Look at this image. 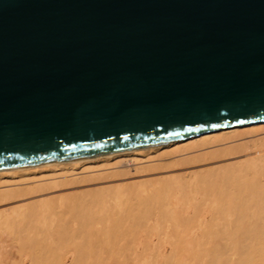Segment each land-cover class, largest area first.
<instances>
[{
	"label": "water",
	"instance_id": "1",
	"mask_svg": "<svg viewBox=\"0 0 264 264\" xmlns=\"http://www.w3.org/2000/svg\"><path fill=\"white\" fill-rule=\"evenodd\" d=\"M264 121V0H0V170Z\"/></svg>",
	"mask_w": 264,
	"mask_h": 264
},
{
	"label": "bare ground",
	"instance_id": "2",
	"mask_svg": "<svg viewBox=\"0 0 264 264\" xmlns=\"http://www.w3.org/2000/svg\"><path fill=\"white\" fill-rule=\"evenodd\" d=\"M262 129L0 170V264H264Z\"/></svg>",
	"mask_w": 264,
	"mask_h": 264
},
{
	"label": "rangeland",
	"instance_id": "3",
	"mask_svg": "<svg viewBox=\"0 0 264 264\" xmlns=\"http://www.w3.org/2000/svg\"><path fill=\"white\" fill-rule=\"evenodd\" d=\"M263 130V129H262ZM264 131V130H263ZM262 131V132H263ZM101 162L100 161H97V163L96 164H100ZM149 246H151V247H154L155 245H153V244H148V243H146L145 242V237L142 235L141 237H140V241H139V243L136 245V248H137V254L140 256V257H143V256H148L149 254H146V248L147 247H149ZM73 256H74V258H73ZM75 257H76V251H72L71 252V258H73L72 260L70 259L68 262H69V264H74L75 263ZM30 262V263H29ZM29 262H25L24 264H31V260H29ZM75 264H89L88 262H83V261H80V262H76ZM117 264V263H116Z\"/></svg>",
	"mask_w": 264,
	"mask_h": 264
}]
</instances>
